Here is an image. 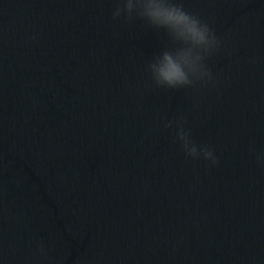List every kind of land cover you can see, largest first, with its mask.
Returning a JSON list of instances; mask_svg holds the SVG:
<instances>
[{
    "label": "water",
    "instance_id": "obj_1",
    "mask_svg": "<svg viewBox=\"0 0 264 264\" xmlns=\"http://www.w3.org/2000/svg\"><path fill=\"white\" fill-rule=\"evenodd\" d=\"M183 3L222 44L169 90L113 0H0V264H264V0Z\"/></svg>",
    "mask_w": 264,
    "mask_h": 264
},
{
    "label": "clouds",
    "instance_id": "obj_2",
    "mask_svg": "<svg viewBox=\"0 0 264 264\" xmlns=\"http://www.w3.org/2000/svg\"><path fill=\"white\" fill-rule=\"evenodd\" d=\"M112 18L141 22L145 28L165 37L163 46L147 61L146 71L157 88L179 90L206 85L212 80L208 59L221 48V38L207 21L185 8L183 0H113ZM186 119L175 121V139L180 151L192 159L217 163L208 146H198L185 127ZM165 128L173 127L168 121ZM37 251L47 257V249L37 242ZM49 264H56L51 258ZM79 264V262H77Z\"/></svg>",
    "mask_w": 264,
    "mask_h": 264
}]
</instances>
